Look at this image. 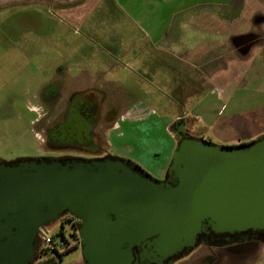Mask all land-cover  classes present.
Instances as JSON below:
<instances>
[{
    "label": "water",
    "instance_id": "1",
    "mask_svg": "<svg viewBox=\"0 0 264 264\" xmlns=\"http://www.w3.org/2000/svg\"><path fill=\"white\" fill-rule=\"evenodd\" d=\"M170 129L161 179L111 155L0 159V264H33L64 215L78 221L83 264H172L202 234L264 230V133L223 145L184 120Z\"/></svg>",
    "mask_w": 264,
    "mask_h": 264
},
{
    "label": "rangeland",
    "instance_id": "2",
    "mask_svg": "<svg viewBox=\"0 0 264 264\" xmlns=\"http://www.w3.org/2000/svg\"><path fill=\"white\" fill-rule=\"evenodd\" d=\"M32 1H0V159L10 161L39 156L40 143L45 142L44 124L51 119L43 113L50 109L51 104L29 101L33 100V95L38 96L42 91L43 95L53 94L52 87L38 85V70L42 68L44 81L47 78L46 71L63 60L60 55H68L72 61L73 57H84L85 63L108 67L107 75L112 78L119 75L125 80L128 94L118 86L113 87L120 91L116 93H119L118 113L133 104L146 108L143 118L131 119L127 115L119 118L115 131L105 130L108 125L101 120L99 124L102 128L96 129L101 131L104 147L110 141L113 144L109 149L111 156L128 159L152 178L161 179L159 173L171 148L169 134L175 144L177 141L170 126L168 130L165 127L167 117L174 112L182 113L185 106H191L179 103L172 89L143 71L146 68V58L143 51L137 49L132 36L140 37L139 33L145 31L144 26L135 25L133 21L136 12L144 11V8H133V12L128 2L124 7L118 0H67L58 5ZM176 12L177 7L172 5L163 10L162 15L168 17ZM121 44L131 54L138 51L137 56L132 59H117V50L109 45L120 48ZM259 59L264 62V50ZM157 64L161 66V61ZM154 68L159 72L158 67ZM255 72L256 77L247 75L239 87L237 83L230 88L232 100L228 99V95L220 87L203 86L198 93L201 103L192 106L196 111L206 107H223L225 114L236 110L248 113L264 111V68L257 65ZM158 75L161 78L160 72ZM76 84L75 81L70 83L73 86ZM34 117L37 120H33ZM41 117L42 121L38 122ZM187 120V126H190L192 120ZM211 142L221 144L213 138ZM62 219L49 225L46 233L56 242L61 241L62 233L65 240L71 243L74 240L72 223ZM76 253H79V248ZM260 260L256 264H264V253Z\"/></svg>",
    "mask_w": 264,
    "mask_h": 264
},
{
    "label": "crops",
    "instance_id": "3",
    "mask_svg": "<svg viewBox=\"0 0 264 264\" xmlns=\"http://www.w3.org/2000/svg\"><path fill=\"white\" fill-rule=\"evenodd\" d=\"M65 1L67 0L37 2L58 5ZM118 1H121L124 7L128 2L133 12V8H144V11L136 12L133 21L135 25L144 26L145 31L139 33L140 37L132 36L138 46L137 49L143 51L142 54L146 58L144 60L146 68L143 71H146L152 79L172 89L179 103L191 106V108L185 106L182 113L174 112L172 116H168L165 125L167 130L169 126L171 128L170 123L181 116L192 120L190 126H187L191 135L209 141L213 138L224 145L248 142L264 133V111L248 113L244 110H236L225 114L223 107H206L196 111L192 106L201 103V96L198 93L203 86L220 87L228 95V99L232 100L233 94L230 88L237 83L239 87L247 75L251 74L256 77L257 65L264 68V62L262 63L259 59L264 50V42H254L247 47L236 44V39L250 33L264 35V0ZM172 5L177 7L178 12L172 16H163L162 11ZM109 46L117 50L116 57L119 60L132 59L138 54V51L131 54L129 49L122 44L120 48L115 45ZM111 48L104 49L110 51ZM99 51L101 52L100 48ZM60 58L63 59L61 62H57L55 66L46 71L48 73L44 81L42 80V68L38 70L37 82L40 87L44 84L45 88L50 86L56 91L62 88L63 90L61 89L62 91L58 94L63 97L73 91L87 89L98 91L116 86L126 94L129 93L126 91L124 79L119 75L112 78L106 74L108 67L85 63L84 57L83 59L73 57V61L68 55L66 57L60 55ZM158 61H161V66L157 64ZM139 64H141L140 61ZM153 66L159 68L161 78H158L159 72ZM71 81L77 84L70 85ZM32 97L33 100L29 103L38 102L40 104L44 98L52 97V94L43 95L42 91L40 95ZM35 108L32 107V109ZM144 109L146 108L130 104L120 112L117 119L126 115L131 119L143 118ZM35 119L37 120V117L33 118ZM117 128L116 120L109 130L115 131ZM169 137L172 141L171 148L159 173V177L162 178L175 146L170 134ZM107 145L108 150L113 146L111 141ZM78 248L77 241L74 239L70 243L68 252L57 259L55 264H83L79 253H76Z\"/></svg>",
    "mask_w": 264,
    "mask_h": 264
},
{
    "label": "flooded vegetation",
    "instance_id": "4",
    "mask_svg": "<svg viewBox=\"0 0 264 264\" xmlns=\"http://www.w3.org/2000/svg\"><path fill=\"white\" fill-rule=\"evenodd\" d=\"M254 42L263 43L264 35L250 33L236 39V44L241 47L250 46ZM61 89L57 91L55 89L52 97L43 99L44 104L52 105L43 113L51 119L49 123L44 124L45 142L40 143L38 157L89 159L110 155L107 145L104 147L101 142V131L96 128H102L99 124L101 120L108 125L105 130L112 128L116 122L119 116L117 96L119 93H116L120 91L113 87L98 91L87 89L73 91L63 97L58 94L63 90ZM183 120L185 130L188 132L186 118H181L176 124L173 121L171 127L176 128ZM39 121H42V117ZM65 219L70 221V218H63L62 221ZM263 253L264 230L208 232L202 234L196 246L172 264H256L261 261Z\"/></svg>",
    "mask_w": 264,
    "mask_h": 264
},
{
    "label": "built area",
    "instance_id": "5",
    "mask_svg": "<svg viewBox=\"0 0 264 264\" xmlns=\"http://www.w3.org/2000/svg\"><path fill=\"white\" fill-rule=\"evenodd\" d=\"M61 241L56 242L53 237L47 235L45 232L43 236L41 237V243L38 248V258L37 260L49 257V256H54L58 253H62L65 250L69 249L70 243L65 240L63 234L61 233Z\"/></svg>",
    "mask_w": 264,
    "mask_h": 264
},
{
    "label": "trees",
    "instance_id": "6",
    "mask_svg": "<svg viewBox=\"0 0 264 264\" xmlns=\"http://www.w3.org/2000/svg\"><path fill=\"white\" fill-rule=\"evenodd\" d=\"M63 218H70L69 220H70V222L72 223V226H73V233H72V235H73L74 239L78 242V238H77V235H76V233H75V229H76V227H77V225H78V221L75 220L74 218H72V217L69 216V215H65ZM65 220H66V219H65ZM73 221H74V223H73ZM77 245H78V243H77ZM68 250H69V249L65 250V251L62 252V253H58V254L56 255V257H54V256H49V257H46V258H43V259L37 260L34 264H55V262L57 261V259L61 258L66 252H68Z\"/></svg>",
    "mask_w": 264,
    "mask_h": 264
}]
</instances>
